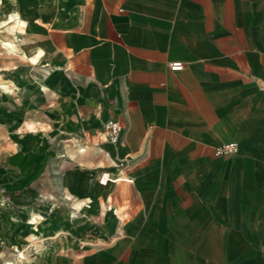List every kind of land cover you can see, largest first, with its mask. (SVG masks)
I'll return each instance as SVG.
<instances>
[{"label":"crops","instance_id":"obj_1","mask_svg":"<svg viewBox=\"0 0 264 264\" xmlns=\"http://www.w3.org/2000/svg\"><path fill=\"white\" fill-rule=\"evenodd\" d=\"M34 238L28 264H264V0H0V259Z\"/></svg>","mask_w":264,"mask_h":264},{"label":"built area","instance_id":"obj_2","mask_svg":"<svg viewBox=\"0 0 264 264\" xmlns=\"http://www.w3.org/2000/svg\"><path fill=\"white\" fill-rule=\"evenodd\" d=\"M170 69L172 71H181L184 69V63L181 61H174L170 63ZM104 131L107 135L108 141L115 144L117 143L120 133L122 131V124L118 120L109 119L108 121H106L104 125ZM216 149H217L216 154L218 157H227V156L235 155L238 152L239 147L236 142H229L218 145ZM101 181H106V176H104ZM36 240L37 238H34V241L28 244L27 248H32V249L37 248L39 246L38 244L39 242H37ZM25 251L26 250H23L17 253V257L19 259H25V255H24ZM7 264H13V262H7Z\"/></svg>","mask_w":264,"mask_h":264},{"label":"rangeland","instance_id":"obj_3","mask_svg":"<svg viewBox=\"0 0 264 264\" xmlns=\"http://www.w3.org/2000/svg\"><path fill=\"white\" fill-rule=\"evenodd\" d=\"M36 241L39 242L38 243L39 246L37 248L32 249V248H27V246H25L22 249H14V251L12 252L13 255H11L10 257H4L3 259H0V264H7V262H13V264H28L30 259L35 255H37L42 250L45 243L42 238H37ZM23 250H26L24 253L25 259H19L17 257V253Z\"/></svg>","mask_w":264,"mask_h":264},{"label":"bare ground","instance_id":"obj_4","mask_svg":"<svg viewBox=\"0 0 264 264\" xmlns=\"http://www.w3.org/2000/svg\"><path fill=\"white\" fill-rule=\"evenodd\" d=\"M33 222V221H32Z\"/></svg>","mask_w":264,"mask_h":264}]
</instances>
